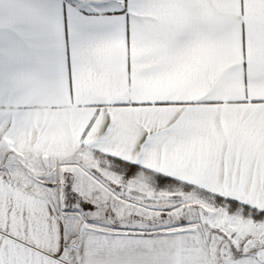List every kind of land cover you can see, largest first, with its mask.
<instances>
[{"label": "snow or ice", "instance_id": "obj_1", "mask_svg": "<svg viewBox=\"0 0 264 264\" xmlns=\"http://www.w3.org/2000/svg\"><path fill=\"white\" fill-rule=\"evenodd\" d=\"M0 264H264V0H0Z\"/></svg>", "mask_w": 264, "mask_h": 264}]
</instances>
